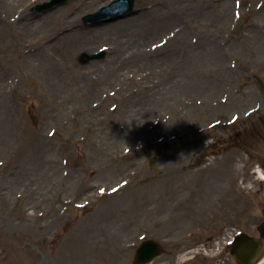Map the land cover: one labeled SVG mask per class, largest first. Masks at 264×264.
Listing matches in <instances>:
<instances>
[{"label": "rangeland", "instance_id": "rangeland-1", "mask_svg": "<svg viewBox=\"0 0 264 264\" xmlns=\"http://www.w3.org/2000/svg\"><path fill=\"white\" fill-rule=\"evenodd\" d=\"M47 1L0 0V264H133L143 235L165 264L189 231L255 233L264 0H136L92 27L82 17L110 0L33 10Z\"/></svg>", "mask_w": 264, "mask_h": 264}, {"label": "water", "instance_id": "water-1", "mask_svg": "<svg viewBox=\"0 0 264 264\" xmlns=\"http://www.w3.org/2000/svg\"><path fill=\"white\" fill-rule=\"evenodd\" d=\"M132 5H133V0H116L115 3L111 7L114 9L115 13H119V12L129 11L131 9ZM109 11H110L109 7H104L101 9L100 12L92 15V18L95 17V19H99V21H102L104 19H101L100 16H102L105 13L107 14Z\"/></svg>", "mask_w": 264, "mask_h": 264}, {"label": "bare ground", "instance_id": "bare-ground-1", "mask_svg": "<svg viewBox=\"0 0 264 264\" xmlns=\"http://www.w3.org/2000/svg\"><path fill=\"white\" fill-rule=\"evenodd\" d=\"M53 12V11H52ZM195 17V16H194ZM194 21L197 23V18H195L194 19ZM198 24V23H197ZM121 26H123V25H120V26H118V25H115L114 27H110L108 30L110 31V30H112V29H115V28H122ZM151 33H155V31L154 30H152L151 32H149L148 34H151ZM77 44V43H76ZM78 46H80V45H78ZM199 48V50H201V47L199 46L198 47ZM187 49V48H186ZM69 52V50H68V48L67 49H65V53H64V55L65 54H67ZM186 61V60H185ZM189 84H191V83H189ZM83 86H86L85 84L83 85ZM89 87V88H88ZM87 88H86V91L88 92V93H90V92H94L95 90H98V87H96V86H92L91 84L88 86ZM154 100H157V101H161L162 100V98H154ZM147 101H148V104L150 105V102H149V100L147 99ZM141 103H142V105H144L145 104V102H143V100L142 101H140ZM144 108V107H143ZM123 134V133H122ZM121 134V135H122ZM125 137H127V135L126 134H123V136H122V138L124 139ZM260 174H261V176H263V178H264V174H262L261 172H260ZM179 257L180 258H182V257H184L183 256V254H180L179 255Z\"/></svg>", "mask_w": 264, "mask_h": 264}]
</instances>
